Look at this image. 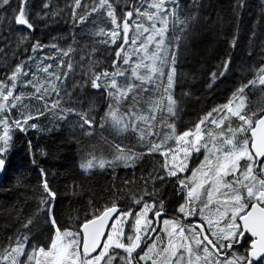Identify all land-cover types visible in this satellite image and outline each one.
Segmentation results:
<instances>
[{
    "label": "snow or ice",
    "instance_id": "snow-or-ice-1",
    "mask_svg": "<svg viewBox=\"0 0 264 264\" xmlns=\"http://www.w3.org/2000/svg\"><path fill=\"white\" fill-rule=\"evenodd\" d=\"M255 6L246 24L250 0L215 20L205 0H0V191L35 201L0 225V264H264V102L249 99L264 94V0ZM61 21L70 43L42 39ZM213 25H228L227 51L205 85L235 71L240 83L185 126V106L202 101L184 90L182 60ZM54 134L42 161L32 136ZM52 151L79 179L55 186Z\"/></svg>",
    "mask_w": 264,
    "mask_h": 264
},
{
    "label": "trees",
    "instance_id": "trees-1",
    "mask_svg": "<svg viewBox=\"0 0 264 264\" xmlns=\"http://www.w3.org/2000/svg\"><path fill=\"white\" fill-rule=\"evenodd\" d=\"M53 2L60 9H64L65 0H53ZM205 3L211 5L208 8L209 15L213 20L216 19V15L220 14L221 16L228 15V6L230 0H205ZM252 7L245 13V22L255 23L260 16V10L255 5L259 3V0H250ZM65 11H67L65 9ZM72 25L69 21L64 23L61 21L59 24L51 25L50 28L43 29L44 35L42 39L47 41L51 38V35H55L61 38V43L67 40L71 42L69 37L72 32ZM227 30L228 25H224L221 29H217L215 25L211 28H201L200 34L197 39L190 41L187 45V50L184 53V58L182 60L181 71L185 74V88L184 90L192 89L201 99L202 103L187 104L185 106L184 113L182 114V123L183 125H190L192 121L197 119V114H203V109L210 108L213 102L221 103L226 102V98L231 95V92L234 90V85L240 83L241 73L239 71L233 72L231 75L221 78L214 85V91L208 89L205 85V81L208 79V73L211 70H214V66L219 63L220 59L225 55L227 51ZM77 37L82 42H87L89 36L85 32H80L79 29H76ZM37 35H40V32H37ZM238 56L237 63H240L239 57H242L243 53H234ZM244 76H247L248 73H243ZM180 95V90H177V96ZM250 102L255 105L257 103L264 102V94H261L256 91L253 95L249 97ZM47 124V122H45ZM54 134L52 139H49L48 136H32L33 143L37 145V155L43 161L47 157L40 156V150L44 152H49L52 150L54 144H59L60 141L55 140ZM67 133H65V136ZM24 151L21 150L19 155L15 158V162L20 164L24 159ZM66 155L63 151L56 153L52 151V159L48 160V164L45 165H56L55 167L50 168V178L54 180L55 186L63 187L65 183H71L73 179H79L77 176L78 168L73 167L70 160H61L60 156ZM78 155V154H75ZM24 167H30L29 165H24ZM121 173L123 170H120ZM34 173H28L25 179H32ZM94 184H104L105 179L102 176H98L95 180L92 181ZM19 206L24 208L25 211L29 210V206L32 208L35 207V201L28 199L25 203L24 190L20 189L19 194L9 193L6 191H0V225L4 223L5 220L11 221L12 215H14V209ZM67 206V205H65ZM3 240V233L0 232V241Z\"/></svg>",
    "mask_w": 264,
    "mask_h": 264
},
{
    "label": "rangeland",
    "instance_id": "rangeland-1",
    "mask_svg": "<svg viewBox=\"0 0 264 264\" xmlns=\"http://www.w3.org/2000/svg\"><path fill=\"white\" fill-rule=\"evenodd\" d=\"M104 135L108 136L110 141L112 140V137L107 132H105ZM97 139H98L99 144L104 148V150H107L108 146L103 144V140L99 137Z\"/></svg>",
    "mask_w": 264,
    "mask_h": 264
}]
</instances>
